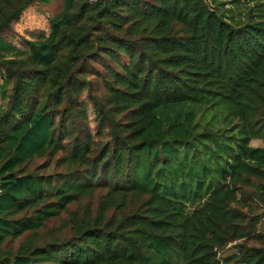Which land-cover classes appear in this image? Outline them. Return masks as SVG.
<instances>
[{"label":"trees","instance_id":"16d2710c","mask_svg":"<svg viewBox=\"0 0 264 264\" xmlns=\"http://www.w3.org/2000/svg\"><path fill=\"white\" fill-rule=\"evenodd\" d=\"M253 139L264 0H0V264H264Z\"/></svg>","mask_w":264,"mask_h":264},{"label":"rangeland","instance_id":"374dc122","mask_svg":"<svg viewBox=\"0 0 264 264\" xmlns=\"http://www.w3.org/2000/svg\"><path fill=\"white\" fill-rule=\"evenodd\" d=\"M34 20L32 18H26L24 19L21 23H19V25L17 26L19 31L20 32H23L24 29H26V27L29 26L30 23H33ZM252 145L254 146H264V140H261V139H253L252 142H251ZM44 160V158L41 160H37V163L39 164L40 162H42ZM258 205V204H257ZM259 206V205H258ZM259 211V210H258ZM264 221V220H263ZM234 243H231V246L233 245Z\"/></svg>","mask_w":264,"mask_h":264}]
</instances>
